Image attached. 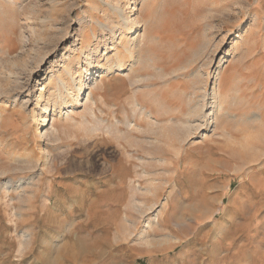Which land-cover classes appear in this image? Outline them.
Returning a JSON list of instances; mask_svg holds the SVG:
<instances>
[{
    "label": "rangeland",
    "instance_id": "1",
    "mask_svg": "<svg viewBox=\"0 0 264 264\" xmlns=\"http://www.w3.org/2000/svg\"><path fill=\"white\" fill-rule=\"evenodd\" d=\"M106 1L0 0V264H264V0Z\"/></svg>",
    "mask_w": 264,
    "mask_h": 264
},
{
    "label": "bare ground",
    "instance_id": "2",
    "mask_svg": "<svg viewBox=\"0 0 264 264\" xmlns=\"http://www.w3.org/2000/svg\"><path fill=\"white\" fill-rule=\"evenodd\" d=\"M121 0H112V2H105V5L107 6V10L113 14L116 15V17L118 18V21L116 22V24L113 25V27H109V25L107 23H100L102 28L103 29H108L109 30V33L113 36V40L116 39V35L118 34V32H120L119 34L121 36H129L127 33L128 31H132L136 28V19H129V17L126 16V13H125V9L121 6ZM9 3H12V2H9ZM13 3L16 4L15 1H13ZM138 19V18H137ZM94 23V22H93ZM113 23H115L113 21ZM100 26V25H99ZM125 38V37H124ZM129 38V41H130V37ZM122 40V39H121ZM75 42V41H74ZM100 44L101 42H98L95 47L92 48V46H88L87 49L88 50H92V51H98V48L100 47ZM86 46V45H85ZM113 47H114V50L115 52H117L116 54L119 53V48H118V42H113ZM73 51L72 53H70L69 55H64V68H63V71L64 73H66V75L69 76L70 80H65V79H61L59 80V95H61V91L62 90H65V93H66V98H64L63 100H66V101H69V102H72V101H76L73 99V94L71 93L70 89L71 87L75 86V87H80L79 90H81V85L83 84L84 80H83V76L80 77L79 81H75L74 77H73V68H74V62L75 61H78L79 60V57L78 55L76 54V51H80L81 52V47H76L75 48V45L74 46H71L70 47ZM124 51H126L129 55V57L131 59L135 58V51H134V48L132 46H125L124 47ZM84 53V51L82 52ZM116 58V67L117 68H120V70H124L125 69V62L123 61V59L116 55V57L113 58V60ZM10 60V59H9ZM11 62V61H10ZM138 62V59L135 58V61L133 63H131L132 66H134L136 63ZM10 64V63H9ZM12 64V63H11ZM114 65V64H113ZM131 67V66H130ZM91 70V69H90ZM18 72L14 71L13 68H10V67H7L6 65H2L1 62H0V78L1 80L4 79L5 77H8L10 75H15L17 74ZM18 77V76H17ZM20 77V76H19ZM19 80V79H18ZM17 82L18 84L20 82L18 81H15ZM97 85V78L95 79V82L93 83L92 87H95ZM3 88L2 85L0 84V89ZM18 90V88H17ZM43 90V89H42ZM6 93V92H5ZM92 94V89L90 90V92L87 94V99H89V97L91 96ZM3 95V92L0 91V97H2ZM56 97V96H55ZM61 97V96H60ZM45 95L43 92H41V96H40V100H39V104H38V113L36 114V112L34 113V121H38L40 119V113H41V106L43 105L44 101H45ZM17 98L14 100L15 102H17ZM81 100V99H80ZM137 100V99H136ZM135 101V99H134ZM18 103V102H17ZM135 103V102H134ZM20 104V103H19ZM25 101L24 102H21V106L25 107ZM87 104V103H85ZM220 104V102H219ZM18 105V104H16ZM136 105V103H135ZM20 107V106H19ZM217 105L214 106V112H218V109L216 108ZM212 114V112H211ZM209 115V114H208ZM50 116L51 114L49 113L48 114V119L47 117H45V119L43 120V122L47 121V123H45L44 126H47L49 125V122L50 121ZM41 118H42V114H41ZM217 119V118H216ZM54 118H52V122H51V126H53V121ZM118 125V123L120 121H116ZM129 122V121H127ZM158 122V121H157ZM124 123L126 124V122L124 121ZM121 124V123H120ZM50 126V127H51ZM120 126V125H119ZM114 127V125H113ZM112 127V128H113ZM118 127V126H117ZM130 128V127H129ZM118 129V128H117ZM42 131V129H41ZM40 131V136H42V133ZM119 131V129H118ZM122 131V130H121ZM47 132V130L45 131ZM117 134V133H116ZM161 134V133H160ZM156 145V143L154 144ZM152 147V146H151ZM151 149H148L147 151H149ZM154 157V156H153ZM7 188H11L13 187V185L11 184H8L6 186ZM143 209V207L141 208ZM159 222V219L157 217L155 218H152L150 221H149V225H154L155 223H158ZM154 228H157L156 226ZM166 233V232H165ZM223 233V232H222ZM170 234V233H169ZM172 234V233H171ZM220 234V233H219ZM128 235H132L131 233L128 234ZM151 235V233H150ZM222 236V235H221ZM166 237V238H165ZM164 238H161V239H151V240H148V236L146 234V232L144 231L143 233L141 232L140 236L138 239L140 240H144L145 243L149 246H164V245H167V244H170L172 243L171 240L175 239L176 237L174 235H166ZM29 239V238H28ZM27 240V239H26ZM31 243V242H30ZM165 247V246H164ZM58 250V249H57ZM160 251V250H159Z\"/></svg>",
    "mask_w": 264,
    "mask_h": 264
}]
</instances>
